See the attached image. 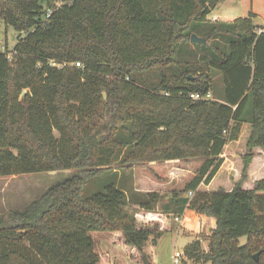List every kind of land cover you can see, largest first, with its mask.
<instances>
[{
    "label": "trees",
    "instance_id": "16d2710c",
    "mask_svg": "<svg viewBox=\"0 0 264 264\" xmlns=\"http://www.w3.org/2000/svg\"><path fill=\"white\" fill-rule=\"evenodd\" d=\"M219 2L0 0V27L20 34L0 49V177L75 170L0 217V264H111L103 242L154 264L162 192L186 198L185 231L210 219L185 264H264V29L239 0V18L200 35ZM192 34L210 51L196 63L180 59Z\"/></svg>",
    "mask_w": 264,
    "mask_h": 264
},
{
    "label": "rangeland",
    "instance_id": "374dc122",
    "mask_svg": "<svg viewBox=\"0 0 264 264\" xmlns=\"http://www.w3.org/2000/svg\"><path fill=\"white\" fill-rule=\"evenodd\" d=\"M221 1V0H220ZM230 2H232L230 0ZM237 2V0H235ZM220 3V2H219ZM218 3V4H219ZM229 14L232 16L240 14L239 9V0L237 5H229ZM235 8V9H233ZM236 10V11H235ZM223 20L220 18H213L211 14L209 17V25H205L206 27H202L199 31L200 35H205L212 28L218 27ZM254 25L258 24L256 20H254ZM0 31V49L11 56V51L14 45L16 44V39L18 34L11 28H6L5 26L1 25ZM22 35V34H21ZM201 38V37H199ZM204 39V38H203ZM212 44L217 46L220 49H224L226 47V39L225 36L217 35L214 39H212ZM201 45V44H197ZM182 50V54H180L181 60L190 61L193 63L198 62V58L200 56H208L210 51L208 48H201L195 46L193 43H188V45H182L179 47ZM181 53V51H180ZM113 121L110 115H106L101 127H105L102 130V135L107 133V130L113 126ZM245 131L242 133V143H244L245 139ZM164 164V165H169ZM178 164L180 167H189L193 169L196 165V162L193 160L189 163H183L181 161H177L175 165ZM169 167H176V166H169ZM168 169V167H166ZM227 167L224 169V171ZM224 171L222 174H219L213 183V188L217 187L220 184L223 176ZM172 171L167 172L166 176H171ZM75 174V170H68V171H59V172H48V173H39V174H26V175H17V176H9V177H0V217L7 215L11 211H22L25 209L31 202L38 199L50 186L60 183L67 178H70ZM164 175V177H165ZM223 175V176H222ZM170 178V177H168ZM102 187V181L97 180L94 183H90L86 186L83 191V197H88L91 194L99 191ZM143 189V188H142ZM186 198L183 197L178 200H174L171 198L170 193L162 192L160 193V199L156 205V213L160 215L161 219H168L173 221V216H183L185 214V200ZM126 212L128 214L132 213H139L138 207L134 205V203L128 202L126 204ZM204 217V216H203ZM206 218V217H205ZM205 218L201 225L199 226L197 233H188L183 231L182 229L176 225L175 223L172 224L171 229L166 231V235L160 240V244L157 250V260H160V264H173L172 259L176 252H183L184 247L188 244V242H193L194 240H200L201 246L203 250L207 247V240H208V221L206 222ZM203 223V224H202ZM177 229V230H176ZM175 232H171L174 231ZM169 231V232H168ZM168 232V233H167ZM244 238H241V244L243 245ZM107 247H111L110 245H105ZM114 250H111L112 256L117 258V261L123 256V260H125L124 254L121 248L118 246H112ZM118 251L120 253H118ZM120 260V264H123Z\"/></svg>",
    "mask_w": 264,
    "mask_h": 264
},
{
    "label": "crops",
    "instance_id": "0c3cea01",
    "mask_svg": "<svg viewBox=\"0 0 264 264\" xmlns=\"http://www.w3.org/2000/svg\"><path fill=\"white\" fill-rule=\"evenodd\" d=\"M232 2H230V0H221L220 1V3L216 6V8L212 11V15H213V18L214 19H216V18H220V19H222V20H227V19H236V18H239L240 16H241V11H240V14H238V15H235V16H232L231 14H229V5H231V4H233V5H237V3H238V0H237V2H235V0H231ZM233 9H235V8H233ZM239 9H240V6H239ZM236 11V10H235ZM251 11H252V13L255 15V17L252 19V24H253V26L256 28V31L257 30H263L264 29V0H251ZM254 20H256L257 22H259L258 24H256V25H254ZM170 164H169V166H176V165H178V164H176L175 165V163H177V162H169ZM166 164H168V163H166ZM170 169H172V168H170ZM186 211H185V214H184V216L186 215ZM156 217H158L160 220H161V222H162V226H163V229L165 230V233H163L158 239H157V241H156V249H155V252H154V264H160L159 263V261L160 260H157V250H158V247H159V244H160V240L164 237V235H166V231L167 230H170L171 229V226H172V224L173 223H175V225L174 226H178L179 228H180V230L182 229L183 231H185L183 228H182V225H183V217L178 221V222H176L174 219H173V221H171V220H168V219H161V217H160V215H158V213H155L154 214ZM152 215H148L147 216V218L148 217H151ZM205 217H203V216H199V219H198V223H197V225H196V227H195V230L194 231H192V232H188V231H185V232H188V233H193V234H196L197 233V230H198V228H199V226L201 225V222H203V219H204ZM205 220H206V222L208 221L209 223H208V228H207V230H208V234H210V230H211V228H210V219L209 218H205ZM203 224V223H202ZM177 230V229H176ZM176 230H174V231H171V232H175ZM169 232V231H168ZM167 232V233H168ZM199 240V239H198ZM238 241H240V244H241V239H239ZM190 242H188V244H189ZM246 243V239L244 238V243H243V245ZM187 244V245H188ZM105 245H110L111 247L109 248V247H107V246H105ZM112 246H118V245H111V244H108V243H106V242H103V243H101V247H102V249L103 250H105L109 255H110V259H111V264H120V260H122V261H125V262H123V264H130L128 261H127V259H126V256H125V253H124V251L122 250V248L120 247V246H118V248H121V250H122V252H123V254H124V257H125V260H123V256L120 258V260H118L117 261V258L116 257H114V256H112V253H111V250H114V248H112ZM207 248V247H206ZM206 250V249H205ZM118 253H120L119 251H118Z\"/></svg>",
    "mask_w": 264,
    "mask_h": 264
},
{
    "label": "built area",
    "instance_id": "2783aa9c",
    "mask_svg": "<svg viewBox=\"0 0 264 264\" xmlns=\"http://www.w3.org/2000/svg\"><path fill=\"white\" fill-rule=\"evenodd\" d=\"M49 14H50V12H48V15ZM256 32H257V34H260L263 32V30H257ZM164 95H167V93H164ZM189 97L192 100H211L212 99V96L210 93H207L205 95L191 94ZM187 196L191 197L192 193H188ZM180 219L181 218L179 217V218H175L174 220L176 222H178ZM185 262H187V260H186L184 253L183 252H176L173 259H172V263L173 264H185Z\"/></svg>",
    "mask_w": 264,
    "mask_h": 264
},
{
    "label": "water",
    "instance_id": "95a60500",
    "mask_svg": "<svg viewBox=\"0 0 264 264\" xmlns=\"http://www.w3.org/2000/svg\"><path fill=\"white\" fill-rule=\"evenodd\" d=\"M190 43L205 45L206 44V41L203 38H199L196 35L192 34L190 36ZM210 232H211V230H210ZM254 259L257 261L258 254H255L254 255Z\"/></svg>",
    "mask_w": 264,
    "mask_h": 264
},
{
    "label": "clouds",
    "instance_id": "9594fccd",
    "mask_svg": "<svg viewBox=\"0 0 264 264\" xmlns=\"http://www.w3.org/2000/svg\"><path fill=\"white\" fill-rule=\"evenodd\" d=\"M180 218H182V216Z\"/></svg>",
    "mask_w": 264,
    "mask_h": 264
}]
</instances>
